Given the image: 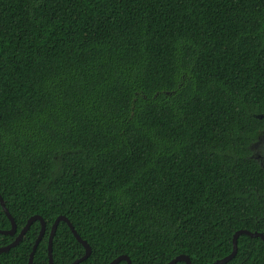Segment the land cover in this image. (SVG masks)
<instances>
[{
    "label": "trees",
    "instance_id": "obj_1",
    "mask_svg": "<svg viewBox=\"0 0 264 264\" xmlns=\"http://www.w3.org/2000/svg\"><path fill=\"white\" fill-rule=\"evenodd\" d=\"M0 194V246L45 221L33 264L58 215L78 264H210L264 234V0H0ZM84 251L60 221L53 264Z\"/></svg>",
    "mask_w": 264,
    "mask_h": 264
},
{
    "label": "water",
    "instance_id": "obj_2",
    "mask_svg": "<svg viewBox=\"0 0 264 264\" xmlns=\"http://www.w3.org/2000/svg\"><path fill=\"white\" fill-rule=\"evenodd\" d=\"M0 205L5 213V215L7 216V218L10 220V228L9 229H0V234H9V235H14L16 232V224H15V220L12 216V214L9 212L8 208L5 205V202L0 194ZM35 220H39L40 222V230L39 233L34 241V244L32 246V250L29 254L28 257V264H33V256H34V252L36 250V247L40 241V239L42 238L44 232H45V221L43 220L42 216L39 214H33L31 215L25 225L22 227V229L18 232V234L15 236L14 240L12 242H10L9 244L0 246V253L1 252H6L8 251L11 247L17 245L20 240L22 239L23 235L26 233V231L28 230V228L30 227L31 223ZM60 221H64L67 223V225L69 226V228L71 229L73 235L75 236L76 240L78 242H80L83 247H84V254L79 257L76 258L75 260H73L70 264H78L80 262H82L83 260H85L91 253V247L90 245L86 242V240L82 239L80 237V235L77 233V231L75 230V228L73 227L72 223L70 222V220L65 216V215H58L53 223L51 224L50 227V231H49V236H48V242H47V256H48V260L46 262V264H53V255H52V240L55 234V231L57 229V225ZM240 234H246L248 236H252V237H260L261 240L264 242V234L262 232H258V231H250L247 229H239L236 230L232 236V250L229 254L225 255L222 258H218L216 260H214L213 262H211L210 264H223L227 261H229L230 259L233 258V256L236 254L237 252V238ZM121 260H125L127 262V264H131L130 258L126 255V254H120L117 257L113 258L108 264H117L119 261ZM177 261H184L185 264H191L189 256L185 255V254H178L176 255L174 258H172L171 260H169L168 262H166L165 264H174Z\"/></svg>",
    "mask_w": 264,
    "mask_h": 264
}]
</instances>
